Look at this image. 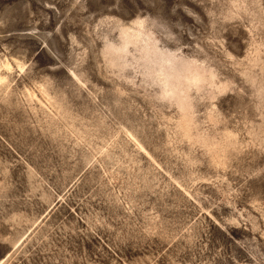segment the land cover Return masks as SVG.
Wrapping results in <instances>:
<instances>
[{
	"label": "rangeland",
	"instance_id": "obj_1",
	"mask_svg": "<svg viewBox=\"0 0 264 264\" xmlns=\"http://www.w3.org/2000/svg\"><path fill=\"white\" fill-rule=\"evenodd\" d=\"M0 76V264H264V0H0Z\"/></svg>",
	"mask_w": 264,
	"mask_h": 264
},
{
	"label": "bare ground",
	"instance_id": "obj_2",
	"mask_svg": "<svg viewBox=\"0 0 264 264\" xmlns=\"http://www.w3.org/2000/svg\"><path fill=\"white\" fill-rule=\"evenodd\" d=\"M2 66H3V65H2ZM5 67H6V68H9V64L6 63V64H5ZM0 80H2V77H1V76H0Z\"/></svg>",
	"mask_w": 264,
	"mask_h": 264
}]
</instances>
